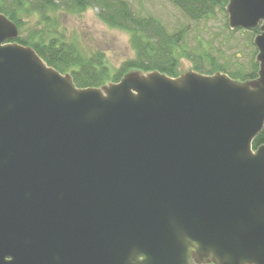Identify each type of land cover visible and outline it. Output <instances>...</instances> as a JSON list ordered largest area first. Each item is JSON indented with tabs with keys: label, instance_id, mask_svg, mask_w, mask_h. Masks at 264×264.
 Returning a JSON list of instances; mask_svg holds the SVG:
<instances>
[{
	"label": "water",
	"instance_id": "95a60500",
	"mask_svg": "<svg viewBox=\"0 0 264 264\" xmlns=\"http://www.w3.org/2000/svg\"><path fill=\"white\" fill-rule=\"evenodd\" d=\"M258 76L130 71L78 88L0 13V264H264V0Z\"/></svg>",
	"mask_w": 264,
	"mask_h": 264
},
{
	"label": "trees",
	"instance_id": "16d2710c",
	"mask_svg": "<svg viewBox=\"0 0 264 264\" xmlns=\"http://www.w3.org/2000/svg\"><path fill=\"white\" fill-rule=\"evenodd\" d=\"M192 20L208 19L217 13L227 16L228 0H167ZM88 8L96 9L97 17L113 28L129 33L134 51L133 58H127L118 68L112 67L102 51L83 55L78 49L63 41L62 33L54 26L58 14L82 13ZM0 13L6 15L18 27L14 41L32 47L49 66L61 73H69L78 88L102 87L117 82L130 71H160L168 76L179 75V57L176 56L184 40L185 29L168 31L162 22L151 15L142 16L132 9L127 0H0ZM31 17L35 18L30 33L23 34ZM241 29V28H237ZM244 30V29H243ZM259 27L250 29L255 36ZM251 41V39H250ZM253 55L247 68L227 70L224 63L209 61L210 67L193 60V69L203 74L217 71L227 73L239 81L258 76L259 65ZM264 143V124L254 138L252 147Z\"/></svg>",
	"mask_w": 264,
	"mask_h": 264
},
{
	"label": "rangeland",
	"instance_id": "374dc122",
	"mask_svg": "<svg viewBox=\"0 0 264 264\" xmlns=\"http://www.w3.org/2000/svg\"><path fill=\"white\" fill-rule=\"evenodd\" d=\"M127 1L135 13L158 18L170 32L185 29L184 40L176 55L180 73L193 69V60L205 69L210 67V60L224 63L227 70L247 68L252 52L256 50L250 29H231L228 16L222 13L208 19L192 20L167 0ZM96 13V9L88 8L82 13L58 14L54 26L62 33L63 41L73 44L81 54L102 51L109 64L118 68L122 61L134 56L129 33L104 24ZM28 20L23 34L33 29L31 25L35 18Z\"/></svg>",
	"mask_w": 264,
	"mask_h": 264
}]
</instances>
